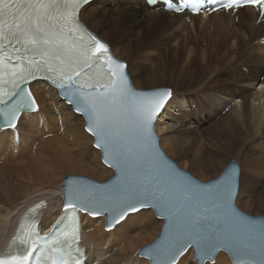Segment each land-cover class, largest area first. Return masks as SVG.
Instances as JSON below:
<instances>
[{"label": "bare ground", "instance_id": "1", "mask_svg": "<svg viewBox=\"0 0 264 264\" xmlns=\"http://www.w3.org/2000/svg\"><path fill=\"white\" fill-rule=\"evenodd\" d=\"M106 2H113L119 10L97 7ZM132 3L146 17L126 13ZM91 6L94 9L88 14ZM237 18L234 23L231 16L222 14L206 19L190 17L187 26L182 16L149 9L143 0H96L81 10L79 21L90 32L110 41L112 47L100 36L122 62L135 53H144V64L126 63L135 89H164L162 79L179 72L178 88L171 91L170 102L158 119L162 124L155 127L161 149L201 182L214 180L231 161L239 164L235 204L243 212L259 216L264 210V49L259 44L254 47L253 42L264 36V23L256 26V16L246 8L238 12ZM178 31L193 37L195 43L202 39L206 48L179 37ZM171 41L175 43L167 49ZM181 53L188 58L182 66ZM208 53L224 63L206 61L204 68L194 61L196 56ZM226 58L233 64H228ZM29 90L37 110L22 114V120L13 128L18 133V144H13V129H0V250L7 247L20 219L36 201L47 203L39 215V229L47 231L60 214L61 183L66 176L104 182L113 175L102 164L83 118L48 84L35 82ZM186 153L190 155L187 158L191 157L187 163L182 161ZM47 193H59L58 207L50 206L52 199L48 203L43 198ZM8 213L12 215L6 216ZM160 226L161 221L147 210L127 215L108 230L104 229L103 218L83 216L81 239L86 264H148L131 251L151 242ZM176 264H195L192 251ZM204 264L230 262L219 253L213 263Z\"/></svg>", "mask_w": 264, "mask_h": 264}, {"label": "snow or ice", "instance_id": "2", "mask_svg": "<svg viewBox=\"0 0 264 264\" xmlns=\"http://www.w3.org/2000/svg\"><path fill=\"white\" fill-rule=\"evenodd\" d=\"M87 2L0 0V115L6 125L16 128L22 114L36 107L29 84L43 79L88 117L96 146L103 147L106 162L111 159L120 173L110 187L100 186L104 191L85 186L70 190L66 210L79 208L95 216L103 209L123 220L154 202L172 226L160 251L165 264L170 254L191 245L198 253L231 246L247 257L264 255V226L249 223L230 204L231 177L215 185H194L161 164L153 127L172 93L138 92L129 85L126 64L95 36L83 34L78 14ZM244 2L264 7V0ZM221 7L232 9L234 3L227 0ZM22 243L18 252L0 256V264H81L62 248L53 247L44 256L45 244L34 256L36 242L25 238Z\"/></svg>", "mask_w": 264, "mask_h": 264}, {"label": "rangeland", "instance_id": "3", "mask_svg": "<svg viewBox=\"0 0 264 264\" xmlns=\"http://www.w3.org/2000/svg\"><path fill=\"white\" fill-rule=\"evenodd\" d=\"M125 3V2H124ZM127 4H128V2H126ZM108 5V6H107ZM135 5V4H134ZM107 7L108 9H110V10H112V11H115V10H119V8L117 7V6H115V4H113V2H106V3H104V4H101V5H99V6H97V7H99V8H101V7ZM93 7L91 6V8L87 11V13L88 14H91V12L93 11ZM125 10H127V11H125L126 13H128V14H130V15H132L133 17H135V18H141V17H146L145 15H144V13L142 12V10H141V8H139V9H134V7H133V3L132 4H130ZM113 16V15H112ZM183 22H185L186 23V25L187 26H189L190 24H191V22H187V21H185L184 20V18H183V20H182ZM233 21H234V23H237L238 22V20L236 21L235 19H233ZM85 23V22H84ZM85 25H87L86 23H85ZM194 25V24H193ZM88 26V25H87ZM197 26V25H196ZM88 30V29H87ZM197 30H199V27L197 26ZM89 31V30H88ZM185 31V30H184ZM90 32V31H89ZM91 33H93V32H91ZM97 33V32H96ZM95 33V34H96ZM221 33V32H220ZM94 34V33H93ZM94 34V35H95ZM98 34V35H97ZM95 36L97 37V38H99L101 41H103L102 39H101V35L99 34V33H97ZM177 34H178V36L180 37H183V39H190V36H188V35H185L183 32H177ZM101 36V37H100ZM103 38V37H102ZM256 38V37H255ZM105 41L107 40V39H105V38H103ZM191 41H193V43L194 44H196L197 45V47L198 48H202V49H205L206 47H204L203 46V43L201 42V40H199V39H197L196 41L198 42V43H200V45L198 44V43H195V41H194V39H193V37H191V39H190ZM108 41V40H107ZM106 41V42H107ZM214 41V40H213ZM104 42V41H103ZM105 43V42H104ZM109 45H110V47H112V45L110 44L111 42L110 41H108L107 42ZM174 41H171L169 44H168V47H167V49H169L171 46H173L174 45ZM253 46L254 47H256V41H254L253 42ZM222 48H223V46H222ZM208 49H210V48H208ZM223 49H225V50H228V49H230L228 46H224V48ZM211 50V49H210ZM236 50H238V49H236ZM255 53H258V50H256L255 49ZM143 52H140V53H135L134 55H131V56H129V57H127V58H125V64L127 63L128 65H134V64H144L145 63V60H144V57H143ZM211 54V55H210ZM227 54H230V52L229 51H227ZM236 54H238V53H236ZM214 55H212V53H208V55L206 56V55H204V56H196L195 57V59H194V61L195 62H197V63H199L200 65H202V66H204V68H205V66H207V63H206V61H208V62H210V61H218V59L217 58H215V56L213 57ZM261 57L264 59V56L263 55H261ZM210 58V59H209ZM187 56H186V53L184 54H180V60H182V64H181V66L187 61ZM124 60V59H123ZM130 62H129V61ZM233 60H234V55H233ZM226 62L228 61V64H233L232 63V61L231 62H229V59L228 58H226V60H225ZM218 62H222V63H224V60H219ZM130 63V64H129ZM239 63V62H238ZM237 63V64H238ZM237 66V65H236ZM238 69L241 71V72H243V73H247V69L246 68H244V67H242V66H239L238 67ZM178 74H179V72H177V75H175V76H170V74L169 75H167V77L166 78H164V79H162V80H165L164 82H165V85H162V86H166V89H169L170 90V92L173 90V89H177L178 88V84H179V80H178ZM262 79V77H260V80ZM155 83H160L158 80H156L155 81ZM188 112H190V109L189 110H187ZM196 122H197V120H195ZM197 125V124H196ZM57 126V125H56ZM201 128V127H200ZM199 128V126H197V129H199L200 131H201V129ZM51 135H54V134H51ZM53 137H50V136H48L47 137V139H52ZM40 139V138H39ZM37 143H39V140H37L36 141ZM35 151V150H34ZM13 155H17V151L16 150H13ZM188 156H190L188 153H186L185 155H184V157L182 158V161L183 162H189L190 160H191V157H189V158H187ZM186 160H185V159ZM25 162V161H24ZM231 162H234V161H231ZM20 163H22V164H24L23 163V161H21ZM26 163V162H25ZM236 163V162H235ZM239 165V164H238ZM13 168H14V166H13ZM50 194V195H49ZM47 193V194H45V196L43 197V198H45L46 200H47V202L49 203V201L51 200V202L49 203L50 204V206L52 207L53 205L55 206V207H58V202H57V200H58V198L60 197L59 196V193ZM48 197H47V196ZM37 200H39V199H37ZM53 202V203H52ZM53 204V205H52ZM57 205V206H56ZM53 206V207H54ZM0 208H2V205H0ZM61 210H62V207H61ZM61 212V211H60ZM261 213L263 214V216H264V210L263 211H261ZM261 214V215H262ZM10 215H12V214H7L6 216H10ZM116 226V225H115ZM114 226V227H115ZM113 227V228H114ZM105 229V228H104ZM148 243H150V242H148ZM148 243H146V244H148ZM146 244H144V245H146ZM144 245H141L137 250H136V248H135V250L134 251H131V253L132 254H137V252H138V250L142 247V246H144ZM105 250V249H104ZM193 261V260H192ZM193 262H195V261H193Z\"/></svg>", "mask_w": 264, "mask_h": 264}, {"label": "water", "instance_id": "4", "mask_svg": "<svg viewBox=\"0 0 264 264\" xmlns=\"http://www.w3.org/2000/svg\"><path fill=\"white\" fill-rule=\"evenodd\" d=\"M35 110H37V106L35 108H33L31 111H35ZM1 128H4V126H2L1 123H0V129Z\"/></svg>", "mask_w": 264, "mask_h": 264}]
</instances>
